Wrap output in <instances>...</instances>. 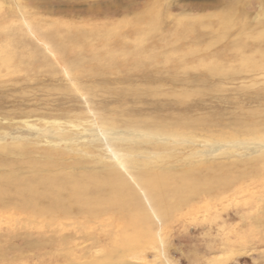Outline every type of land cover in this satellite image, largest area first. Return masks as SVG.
Instances as JSON below:
<instances>
[{
	"label": "rangeland",
	"instance_id": "obj_1",
	"mask_svg": "<svg viewBox=\"0 0 264 264\" xmlns=\"http://www.w3.org/2000/svg\"><path fill=\"white\" fill-rule=\"evenodd\" d=\"M260 137L264 0H0V173L82 183L122 171L136 185L147 173L151 186L131 207L110 194L55 208L10 199L0 264H264ZM167 175L170 190L228 186L150 200ZM38 226L63 242L40 241Z\"/></svg>",
	"mask_w": 264,
	"mask_h": 264
},
{
	"label": "bare ground",
	"instance_id": "obj_2",
	"mask_svg": "<svg viewBox=\"0 0 264 264\" xmlns=\"http://www.w3.org/2000/svg\"><path fill=\"white\" fill-rule=\"evenodd\" d=\"M156 139L166 141L165 137H158ZM258 142H260L258 147H260L261 152H264V137L258 138ZM212 149L215 148L212 147ZM1 150H3L6 154L18 153L20 155H23L26 152V149L23 147H2ZM48 151L50 154L60 153V151L56 148L50 149ZM37 171L38 172L29 179H23L19 175V173L14 170L9 171L8 173L1 172L0 207H4L7 204L15 203L10 199H17L18 203L25 208H33L40 206V204H42L43 201H45L46 199L51 202V208H55L57 206L68 207L71 205V203L75 202L79 198H83L82 200H84L87 204L91 203V205H96L99 203L102 204V201L100 200H105L106 198L104 199V197L107 194L120 197L116 201L118 207H131L132 205H135V203L141 202L140 196L137 194L138 190H140L142 187H145V189H142L143 191L151 190V186L148 183L146 184V186H144V179L150 178L147 173L137 174V180L139 184L136 185L135 183H133V181L125 179L124 175L122 174V171L112 172L106 175H98L96 173H91L83 180L82 183L73 180V177L68 176L67 174L63 176L54 175L51 172H46L45 170H42L41 168H38ZM198 172L201 173V171H198L197 169L188 170L185 175H183V177H189L190 175L193 176L195 173ZM153 176L156 177V179L161 178V175ZM169 178H171V175H167L166 178L163 177V179L166 180ZM206 178L207 177H205L204 180H193L192 182H189L187 179H185V182H183L182 187L180 184L178 189L176 188L173 190L167 188V183L169 182L168 180L166 183L162 181L161 188L159 184L158 186L156 184L152 185V189L158 192L159 195L151 196L153 195L151 193L148 194V196H150V200H155V197H159L160 202L164 205H172L173 203L183 205L187 202L189 198L188 196L192 197L202 192L210 193L214 190V186L216 185L222 188H226L228 186V182L225 181V179L215 182L212 181L215 179L209 178V180H207ZM142 181L143 183H141ZM64 192H68L69 194L67 197V201L63 197ZM61 231L62 229L60 230L59 228H54L52 226H38L33 227L31 230H29L32 235H37V238L40 241H46V239L51 238L50 240H48L51 241V243L55 241L57 242V240H55L53 237H56V239L60 238L58 240L61 241L63 240L64 237H62L63 235ZM48 234H51V237H48Z\"/></svg>",
	"mask_w": 264,
	"mask_h": 264
}]
</instances>
